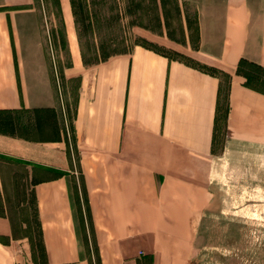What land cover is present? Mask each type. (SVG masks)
<instances>
[{
	"label": "crops",
	"instance_id": "0c3cea01",
	"mask_svg": "<svg viewBox=\"0 0 264 264\" xmlns=\"http://www.w3.org/2000/svg\"><path fill=\"white\" fill-rule=\"evenodd\" d=\"M163 1L158 37L198 63L101 55L72 0H0V264H192L221 171L263 177L264 94L235 70L264 67V0H195L192 27L171 0L182 40Z\"/></svg>",
	"mask_w": 264,
	"mask_h": 264
},
{
	"label": "rangeland",
	"instance_id": "374dc122",
	"mask_svg": "<svg viewBox=\"0 0 264 264\" xmlns=\"http://www.w3.org/2000/svg\"><path fill=\"white\" fill-rule=\"evenodd\" d=\"M194 1L180 0L179 8L187 12L191 27L194 26L191 17ZM72 5L78 23H82L81 30L85 28L83 23H86L88 11L97 13L95 21H98L100 36L104 42L112 44L99 46L101 55L123 51L141 42L171 57L198 63L181 47L166 45L158 37L160 27L154 0H72ZM160 5L167 12L164 21L168 35L182 40L180 20L174 18L177 15L175 3L164 0ZM199 66L215 71L207 65ZM220 176L219 182L223 184L218 183L216 196L219 209L211 211L206 224L199 228V251L192 264H264V174L260 177L259 172L257 179L247 184L242 182L241 186L238 179L224 174L223 170Z\"/></svg>",
	"mask_w": 264,
	"mask_h": 264
},
{
	"label": "trees",
	"instance_id": "16d2710c",
	"mask_svg": "<svg viewBox=\"0 0 264 264\" xmlns=\"http://www.w3.org/2000/svg\"><path fill=\"white\" fill-rule=\"evenodd\" d=\"M236 73L243 77V84L247 87L264 94V67L255 63L240 59L236 66ZM218 113L221 122L227 110L225 95L219 98Z\"/></svg>",
	"mask_w": 264,
	"mask_h": 264
},
{
	"label": "built area",
	"instance_id": "2783aa9c",
	"mask_svg": "<svg viewBox=\"0 0 264 264\" xmlns=\"http://www.w3.org/2000/svg\"><path fill=\"white\" fill-rule=\"evenodd\" d=\"M71 264H79V263H71Z\"/></svg>",
	"mask_w": 264,
	"mask_h": 264
}]
</instances>
